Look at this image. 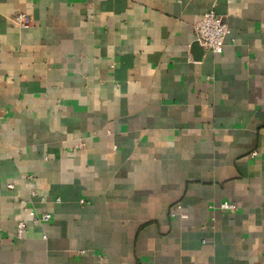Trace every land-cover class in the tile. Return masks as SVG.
Segmentation results:
<instances>
[{"label": "crops", "instance_id": "0c3cea01", "mask_svg": "<svg viewBox=\"0 0 264 264\" xmlns=\"http://www.w3.org/2000/svg\"><path fill=\"white\" fill-rule=\"evenodd\" d=\"M0 264H264V0H0Z\"/></svg>", "mask_w": 264, "mask_h": 264}, {"label": "built area", "instance_id": "2783aa9c", "mask_svg": "<svg viewBox=\"0 0 264 264\" xmlns=\"http://www.w3.org/2000/svg\"><path fill=\"white\" fill-rule=\"evenodd\" d=\"M13 23L20 27H27L29 25L28 19L21 14H18L12 18ZM229 28L225 22V19L214 12L209 10L205 12L198 23L194 26L195 42L199 44L204 50L211 51L214 53L221 54L223 51L224 43L229 35ZM255 156V153L251 154ZM8 189H12L13 186L10 184L7 186ZM32 197H37V193L32 191L30 193ZM223 209H231L230 204H222ZM33 223H45L49 222L51 215L43 212L36 214L35 212H29ZM25 231V224L19 222L17 225V235L20 236Z\"/></svg>", "mask_w": 264, "mask_h": 264}]
</instances>
